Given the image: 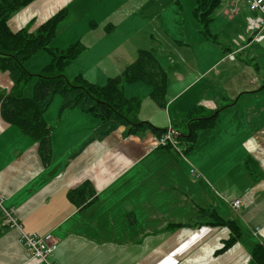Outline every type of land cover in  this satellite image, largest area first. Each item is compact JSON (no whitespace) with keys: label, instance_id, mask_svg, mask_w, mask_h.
I'll use <instances>...</instances> for the list:
<instances>
[{"label":"crops","instance_id":"1","mask_svg":"<svg viewBox=\"0 0 264 264\" xmlns=\"http://www.w3.org/2000/svg\"><path fill=\"white\" fill-rule=\"evenodd\" d=\"M126 2L34 0L13 13L8 24L14 31L27 26L35 30L64 8L62 20L71 14L80 16L67 25L74 29V40L85 44L66 67L70 79L83 74L103 84L115 67L123 69L137 59L140 49H151L167 73L166 105L160 106L149 94L154 112L142 120L167 130L197 104L211 109L225 106L216 127L199 131L184 159L157 146L158 136L150 131L125 134L126 128L120 126L90 140L100 119L79 107L60 111L57 95L44 114L52 127L46 162L39 142L7 122L0 110L2 205L13 209L21 222V228L0 224V264H258L253 249L258 244L264 247V57L260 51L264 40L258 48H253L256 42L251 39L234 46L247 32L250 19H264V12L251 10L248 0H220L211 23L218 42H212L194 18V0H187L189 22L188 11L183 14L184 0H138L133 9H124ZM225 7H235L237 13L219 12ZM169 10L178 13L172 27L180 37L168 29L164 15ZM129 16H136L133 29L136 23L147 28L145 37L134 36ZM261 30L254 33L261 36ZM140 38L150 41L151 48L147 41L141 46ZM141 82L122 83L125 95L142 97ZM12 86L9 72L0 69V93ZM26 91L29 96L28 87ZM142 107L143 103L140 113ZM158 111L162 117H157ZM220 148L225 149L229 172L217 177ZM248 157L258 162V173L245 166ZM192 167L198 174L191 172ZM87 183L94 193L87 187L80 194L85 203L92 201L88 205L69 196ZM239 195L242 206L234 212L229 202ZM203 207L238 219L243 234L232 246L224 245L231 234L227 226L185 225ZM22 231L51 233L56 245L51 256L44 260L29 254Z\"/></svg>","mask_w":264,"mask_h":264},{"label":"trees","instance_id":"2","mask_svg":"<svg viewBox=\"0 0 264 264\" xmlns=\"http://www.w3.org/2000/svg\"><path fill=\"white\" fill-rule=\"evenodd\" d=\"M33 1L0 0V69L8 71L13 81L9 92L0 93L2 117L7 122L19 126L23 133L39 142L41 155L46 162L49 161L51 154L50 132L52 127L45 120L44 114L58 94L62 96L60 111L79 107L100 119V125L89 137L90 140L107 136L120 126L126 128L125 134L150 131L158 138L161 137L166 130L158 128L150 121L141 120L139 117L142 98L127 97L122 86L123 80L150 83L153 86L151 92L153 100L160 106L166 105L167 73L153 50L140 49L137 59L127 65L121 75L109 77L105 84L90 81L83 74L70 79L65 73L66 67L80 55L85 46L80 40L71 43L66 48H57L52 45L57 25L66 16V8L58 10L35 30L27 26L14 31L8 24L13 13L25 8ZM219 4L220 0H196L193 11L201 33L212 42H218L217 33L213 31L211 23ZM41 49H46L51 53V60L42 67L38 74H35L26 67L25 62ZM34 76L37 78L33 84L32 95L27 96L25 94L26 85ZM223 108L225 106L221 105L211 109L203 104H197L189 109L183 121L173 122V126L180 124L185 127V131L178 129V137L186 143V151L193 149L197 141L198 130L211 129L216 126L217 117ZM162 147L173 149L171 144ZM247 163L257 164V161L248 157ZM87 187H90L88 189L92 195L94 192L91 188L93 187L87 183L77 191L72 190L69 196L84 204L85 199L82 198L80 192ZM90 202H86L85 205ZM196 223L230 228V236L224 239L225 248L232 246L243 234L242 226L237 218H225L213 208L203 207L185 225L193 226ZM0 224L2 225L1 221ZM253 257L258 264H264L262 244H258L253 249Z\"/></svg>","mask_w":264,"mask_h":264},{"label":"rangeland","instance_id":"3","mask_svg":"<svg viewBox=\"0 0 264 264\" xmlns=\"http://www.w3.org/2000/svg\"><path fill=\"white\" fill-rule=\"evenodd\" d=\"M138 0H127V2H126V5H125V8L124 9H126L127 7H130L131 9H133L132 7H131V5H133V4H135L136 2H137ZM194 3H195V6H196V0H194ZM195 6H194V8H195ZM184 7L186 8L184 11H183V14L184 13H186L187 11H188V14H187V16H186V21L187 22H189V19H190V17H191V14H190V7H189V4H188V2H187V0H184ZM194 8H193V10L191 9V11H192V13H193V11H194ZM137 10V9H136ZM135 10V11H136ZM219 12H223L222 11V8L220 9V11ZM128 14H130V12L128 13ZM127 14V15H128ZM135 14H137V13H133L132 15H135ZM173 14V15H172ZM178 13H175V11H166V14L164 15V19H166L167 20V22H166V24H168V29H169V31L172 33V34H174V35H176L177 37H180V34L172 27V21H173V18H174V16H176ZM172 15V16H171ZM131 19H129V23H130V25L128 26L129 28H131V29H133V25L131 24V22H132V19H134V17H136V16H129ZM183 15H181V20H180V23L182 24L183 23ZM80 18V16H74L73 14H71L70 16H67L64 20H62L61 22H60V24H59V28H58V34H57V37H56V39H55V41L54 42H52V45L54 46V47H58L59 48V46H64V48H66L68 45H70L71 43H74V42H76V41H78V40H74V38H75V32H74V29H72V30H69V29H67V25L68 24H70V23H72L73 21H75V20H77V19H79ZM142 19L143 20H146V18L144 17V15L142 16ZM138 29H140V30H138ZM262 29V30H261ZM259 31L261 30V37H262V39L264 40V22L263 23H261L260 24V26H259V29H258ZM133 32H134V36L135 37H145V35H147V33H148V31H147V28L145 29V27H141L140 26V23H136L135 25H134V29H133ZM157 39H159V36H157ZM262 40V41H263ZM66 41V42H65ZM139 44L141 45V46H146V44H147V47L148 48H151V44H150V41H148V40H146V38H140L139 40ZM145 41H147L146 42V44H145ZM82 42V41H81ZM256 42V41H255ZM54 43V44H53ZM84 46H85V44L84 43H82ZM231 46V45H230ZM260 47H262V49H260V51H261V54H263L262 55V57H264V42H262V44H260ZM253 48H258V46H257V42L253 45ZM252 48V49H253ZM143 49V48H142ZM258 54H259V50L258 51H256L255 53H254V55L255 56H257V62H258ZM36 55V54H35ZM33 56L32 58H30L26 63H25V65H26V67L27 68H29V70H31V72L32 73H35V74H38L40 71H41V69H42V67H44V65H46L50 60H51V53L49 52V51H47V50H40L39 52H37V55L36 56ZM137 57H138V55H137ZM119 60H120V62L122 61V57L119 55L118 57H117ZM89 61H91V60H95V59H88ZM113 71H114V73H113V75L111 76V77H115L114 75L116 74V73H120L119 75H121L122 73H123V71H124V68L123 69H121L120 68V66L119 67H115V69H113ZM119 75H117V76H119ZM36 76H34V77H32V79H30L29 81H28V83H27V85H26V89H27V87L29 88V91H31V93H30V95L29 96H31L32 95V85L34 84V82L36 81ZM107 81V80H106ZM106 83V82H105ZM105 83H103V84H105ZM122 83H125V84H127V82L126 81H122ZM147 82H141L140 84L141 85H144L143 87L144 88H142V89H139V91L141 92V94H142V97L141 98H143L144 99V101L142 102L143 103V107H142V111H141V113H140V119L142 120L143 119V116H146V115H151V114H153V112H154V107H153V104H152V102H151V100H150V96H151V92H152V90H151V88H150V85H148V84H146ZM98 84H101V83H98ZM146 87V88H145ZM148 87V88H147ZM151 90V91H150ZM25 94L27 95V91L25 92ZM149 94H150V96H149ZM57 96V95H56ZM58 96H61L60 94H58ZM60 99H61V101H62V96L61 97H59ZM151 98H152V96H151ZM156 105V104H155ZM60 107V106H59ZM189 111V110H188ZM188 113V112H187ZM187 113H186V115H187ZM219 114H220V112H219ZM156 115H157V117H162L163 116V113L161 112V111H158L157 113H156ZM186 115L184 116V118L182 119V120H180V121H183L184 119H185V117H186ZM144 121H149V120H146V119H144ZM175 129H174V128ZM216 127V126H215ZM214 127V128H215ZM170 128V127H169ZM171 128L172 129H174V131L176 132V140H177V145H178V147H179V149H180V151L179 150H177L176 148H174L173 147V151H176L177 152V154L179 155V157H181V158H184V159H186V157L189 155V153L192 151V150H188V151H186V143L185 142H183V140L182 139H180L179 137H178V129L179 130H182V129H184L185 127L183 126V125H180V124H175V126H173V124H172V126H171ZM212 129V128H211ZM201 130H205V129H200V130H198V133H199V131H201ZM197 137H198V134H197ZM197 142V141H196ZM196 144V143H195ZM157 146H159V147H162V146H160V145H157ZM216 155H217V157H222V160L221 161H219L218 162V165L215 167V169H214V173H215V175L217 176V177H220V175H224V174H226V173H228L229 171H227V165H226V161H225V149L224 148H220L218 151H217V153H216ZM245 166L247 167V169H249L251 172H254V173H258V171H259V166H258V162H257V164H252V163H247V159L245 160ZM245 166L243 165V168L245 169ZM235 173H234V177H236V171H234ZM196 174H198V172L196 173ZM208 175V174H207ZM234 211V210H233ZM235 212V211H234ZM222 213V212H221ZM219 213L221 216H223L224 215V217L226 216L225 215V213ZM16 216V215H15ZM21 223V222H20ZM53 236V235H52ZM124 236H126V235H117V237L118 238H122V237H124ZM52 242H54V240H52ZM51 242V243H52ZM56 246V245H55ZM55 246H53V247H55Z\"/></svg>","mask_w":264,"mask_h":264},{"label":"built area","instance_id":"4","mask_svg":"<svg viewBox=\"0 0 264 264\" xmlns=\"http://www.w3.org/2000/svg\"><path fill=\"white\" fill-rule=\"evenodd\" d=\"M249 7L251 10H262L264 12V0H248ZM223 12H227L229 14H236L237 9L235 7H225L222 9ZM264 22L262 17H258L257 19H250L249 28L247 32L243 35V37L239 38L235 44V48L238 45L245 43L247 40L256 41L257 43L262 41V37L254 33L259 29L261 23ZM176 132L171 127L168 128L165 133L158 138V145L166 146L171 144L174 148L180 151L177 140H176ZM191 172L194 174L197 172L195 167H192ZM3 197L0 194V221L3 226L9 227H18L21 228V223L19 219L15 216L13 209H7L2 205ZM230 207L234 211H239L242 206V199L239 196H236L233 200L229 202ZM22 240L25 243V246L28 249V253L41 259H47L51 256L54 248L52 245L53 236L51 233L40 235L36 233H26L22 231ZM52 242V243H51ZM49 264H56L54 262H50Z\"/></svg>","mask_w":264,"mask_h":264}]
</instances>
